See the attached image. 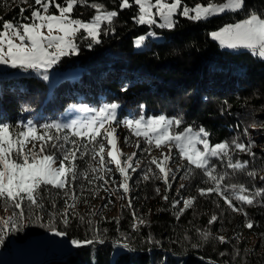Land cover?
I'll list each match as a JSON object with an SVG mask.
<instances>
[{
  "label": "trees",
  "instance_id": "trees-1",
  "mask_svg": "<svg viewBox=\"0 0 264 264\" xmlns=\"http://www.w3.org/2000/svg\"><path fill=\"white\" fill-rule=\"evenodd\" d=\"M223 1L179 0L165 26L157 17L139 23L136 0H0V31L69 3L76 20L105 14L94 35L77 30L74 49L45 68L51 78L0 74V177L5 163L30 160L31 152L59 162L61 172L58 185L40 181L31 194L0 195L10 213L6 237L56 230L79 243L43 264H264V59L248 48H222L209 35L252 14L264 18V0H241L239 9L206 19L181 11ZM148 32L154 38L135 49ZM106 104L116 106L114 123L164 115L171 132L202 129L210 147L226 149L205 166L184 162L185 183L174 191L148 168L152 160L141 152L148 143L140 140L133 158L120 154L123 170L142 164L130 170V189L123 182L119 190L98 131L57 125L74 109Z\"/></svg>",
  "mask_w": 264,
  "mask_h": 264
},
{
  "label": "rangeland",
  "instance_id": "rangeland-1",
  "mask_svg": "<svg viewBox=\"0 0 264 264\" xmlns=\"http://www.w3.org/2000/svg\"><path fill=\"white\" fill-rule=\"evenodd\" d=\"M140 16L139 23L153 22L156 17L162 25H172L173 16L178 12L179 0L156 1L151 3L148 0H136ZM71 3L59 8L57 14L46 13L43 10H35L31 20L20 26L7 24L3 31H0V74L30 73L38 74L45 78H51L47 68H51L53 61L69 49H74L72 41L77 30H85L88 34H95L97 26L105 17V14L97 16L90 21H81L69 16ZM241 0H225L218 4H195L192 8H182L183 15L191 18L206 19L210 16L219 15L225 11L237 10L241 7ZM95 32V33H94ZM211 38L228 50H240L236 46L248 47L252 52L258 51L259 56L264 57V18L252 14L244 20L227 24L220 29L209 33ZM149 36L154 38L151 32L138 37L135 40L134 48L143 49V38ZM51 72V71H50ZM114 104L94 106L93 108L81 107L71 111V115L62 116L61 123L68 129L78 134H88L98 131L99 140L104 146L103 156L107 163L111 164L118 179L116 185L121 190L123 182L127 189H130L128 180L133 175L130 170L141 167L142 162L130 163L125 170L118 165L123 161L121 152L133 153L139 141L145 142L147 148H143L148 161V168L151 165L156 168L158 180L163 181L167 187L178 190L182 188L185 179L180 175L184 162H190L198 166H205L209 157L216 153H222L226 147L224 144L210 147L207 140L202 138L203 130H195L186 127L180 131H172L173 120L164 116L138 115L133 121H126L120 124L114 123ZM103 113V114H102ZM102 114L103 117L99 115ZM98 115V116H97ZM100 117V118H99ZM124 130L126 138L131 135L135 139L133 144L124 141ZM145 151V153H144ZM30 160H23L22 163L10 162L3 165L4 174L0 177V195L13 196L19 192L31 194L38 182L46 181L52 185L60 184L61 172L59 162L51 157L29 154ZM128 170V171H127ZM30 179V181H26ZM117 200L121 198L120 193L114 192ZM1 198V197H0ZM124 199L127 197L124 195ZM100 203L93 202V207ZM5 215L10 218V213L0 207V219L4 220ZM5 223V222H4ZM4 226V238H0V264H43L51 258L60 259L74 250L79 243L69 239L62 232L48 230L42 234L29 236L24 241H17L13 236L6 237L7 228ZM120 248V245H117Z\"/></svg>",
  "mask_w": 264,
  "mask_h": 264
},
{
  "label": "built area",
  "instance_id": "built-area-1",
  "mask_svg": "<svg viewBox=\"0 0 264 264\" xmlns=\"http://www.w3.org/2000/svg\"><path fill=\"white\" fill-rule=\"evenodd\" d=\"M26 181L28 182V181H30V179H28V180H26ZM7 219H8V218H7V215H5V219H4V220H1V219H0V225H5V226H7ZM4 222H5V223H4Z\"/></svg>",
  "mask_w": 264,
  "mask_h": 264
},
{
  "label": "crops",
  "instance_id": "crops-1",
  "mask_svg": "<svg viewBox=\"0 0 264 264\" xmlns=\"http://www.w3.org/2000/svg\"><path fill=\"white\" fill-rule=\"evenodd\" d=\"M236 47H238L239 49H243L244 47H242V46H236ZM246 48H248V47H246ZM246 48H244V49H246ZM249 50H251L250 48H248ZM256 53L258 54V51H256ZM259 55V54H258ZM261 56V55H260ZM263 59H264V57L263 56H261Z\"/></svg>",
  "mask_w": 264,
  "mask_h": 264
}]
</instances>
